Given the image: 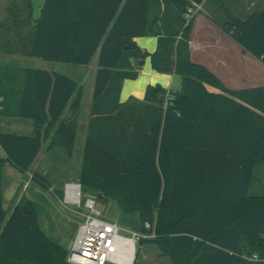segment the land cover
<instances>
[{"label": "trees", "instance_id": "16d2710c", "mask_svg": "<svg viewBox=\"0 0 264 264\" xmlns=\"http://www.w3.org/2000/svg\"><path fill=\"white\" fill-rule=\"evenodd\" d=\"M219 0H44L31 30L0 25V53L85 67L97 57L90 120L82 149V193L102 194L156 238L140 240L174 258L173 264H264V194L249 188L264 167V86L229 90L193 64L189 40L193 4ZM159 24L157 50L133 41ZM218 27L264 66V8ZM16 35L7 42L4 35ZM21 35H24L21 37ZM150 57L158 73L180 79L176 92L148 86L144 104L119 103L132 59ZM210 89L215 91H210ZM83 86L57 72L0 68V119L30 120L31 135L0 130V264H68V250L48 239L36 205L24 195L3 207V168L25 174L42 146L73 155ZM31 181L45 191L37 172Z\"/></svg>", "mask_w": 264, "mask_h": 264}, {"label": "rangeland", "instance_id": "374dc122", "mask_svg": "<svg viewBox=\"0 0 264 264\" xmlns=\"http://www.w3.org/2000/svg\"><path fill=\"white\" fill-rule=\"evenodd\" d=\"M31 2L33 19L36 20L40 15L44 0H31ZM23 5V0H0V25L10 28L20 27L23 31L31 30V23L29 26H26L27 12L23 9L18 16L19 24L15 23L18 15L17 11ZM212 5L215 7L212 14L218 21H224L229 18L244 20L251 13L261 11L264 8V0H219ZM23 36L24 35H21V37ZM16 37V35L11 33L4 35V39H6L7 42L14 41V39L16 40ZM2 67L46 70L60 73L76 81L81 79L84 86V94L79 116L81 120L87 117L92 97L91 86L93 85L94 74L97 68L96 56L88 66L81 67L45 62L38 58L24 56L21 53L12 55L0 53V68ZM0 121L2 122L3 118H1ZM24 122L28 124L27 131H17L12 128L2 127L1 130L18 135H31V121L24 120ZM18 126L22 129V125ZM85 137L86 132L83 130V127L79 125L76 133L73 159H69L65 151L60 148H54L48 152H44L47 142L42 146L30 171H36L44 176L51 183V191H45L34 182L30 181L28 173L22 174L9 165L3 168V207L10 210L14 204L15 192L17 194L25 192L26 196L36 205L38 222L41 230L46 234L48 239L59 244L68 251L74 242L78 227L82 224L84 219L81 211L63 205L61 202L62 194L61 191H59V184L71 171L76 172L79 169L82 161L81 152ZM255 177L257 182L250 188L249 194L252 196L263 195V165L257 167ZM83 194L86 193L83 192ZM92 195L97 199L96 209L100 212L102 218L110 223L116 224L120 229L119 234L129 237L132 232H136L140 228V222L136 214L123 213L113 200L102 194L92 193ZM174 262L173 257L162 254L155 245L148 242L137 243V256L133 264H173Z\"/></svg>", "mask_w": 264, "mask_h": 264}, {"label": "crops", "instance_id": "0c3cea01", "mask_svg": "<svg viewBox=\"0 0 264 264\" xmlns=\"http://www.w3.org/2000/svg\"><path fill=\"white\" fill-rule=\"evenodd\" d=\"M213 3L214 2H205L199 5L201 10L197 12V14L193 17L190 40L188 43L190 61L193 64L205 67L208 71H210L214 76H216L220 80V82L224 85L225 88L229 90H238L244 88H255V87L264 86V82H263L264 66L261 64L260 61H258L257 59L253 58L251 55L246 53L239 45L233 42L224 32H222V30L216 24V22H218V19H215L214 15L212 14V12L215 10V7H213L212 5ZM161 36H162L161 26L159 24H156L152 28V31L146 37L135 38L133 41L141 50L145 51L148 54H153L157 50V41L158 38ZM131 65L133 70L137 73V77L134 80L123 81L119 93V100H118L120 104H124L128 106L131 104H140V103L144 104L145 92L148 86L151 87L159 86L160 88L171 92H176L180 88L179 77L173 73L162 74L153 70L151 67L150 57H147L141 63L138 59H132ZM95 74H94V80H95ZM77 82L83 86L81 79L77 80ZM91 87H92L91 91L93 96L94 81ZM210 91H215V90L210 89ZM83 92H84V86H83ZM82 99H83V95H82ZM82 99H81L80 109L82 106ZM91 105H92V97H91L90 108L87 113V117H85L84 119L82 120L80 119L79 116L80 109L78 112L77 130H78V126L81 125L83 127V130L86 132V136H87L88 123L90 120ZM18 125H22V129H20ZM1 127L12 128L13 130H17V131L28 130V124L24 122V120L15 119V118L12 119L3 118V121L2 122L0 121V130ZM32 130H33V126L31 122V131H30L31 133ZM73 155H74V150H73ZM73 155L69 159H73ZM34 163L32 164V166L34 165ZM81 165H82V161L79 169L76 172L71 171L68 176L64 177L60 181L59 191H62V187L66 183H79L78 179H79V171ZM259 166L261 165L256 166L254 170V180L252 181L250 188L254 185L255 182H257V179L255 177V171ZM30 169L27 173L29 174V180L31 181V174L33 172L30 171ZM22 195L27 197L25 192H21V194H19L18 196V199Z\"/></svg>", "mask_w": 264, "mask_h": 264}, {"label": "built area", "instance_id": "2783aa9c", "mask_svg": "<svg viewBox=\"0 0 264 264\" xmlns=\"http://www.w3.org/2000/svg\"><path fill=\"white\" fill-rule=\"evenodd\" d=\"M201 10L193 4L185 18L191 20ZM51 191V190H50ZM64 206L81 211L83 222L78 227L74 242L67 255L68 264H133L140 240L156 238L154 225L146 222V232H132L129 237L119 234L116 224L104 220L96 209V197L83 194L78 183H66L61 191Z\"/></svg>", "mask_w": 264, "mask_h": 264}, {"label": "water", "instance_id": "95a60500", "mask_svg": "<svg viewBox=\"0 0 264 264\" xmlns=\"http://www.w3.org/2000/svg\"><path fill=\"white\" fill-rule=\"evenodd\" d=\"M68 253L71 254L72 253V250H69Z\"/></svg>", "mask_w": 264, "mask_h": 264}]
</instances>
